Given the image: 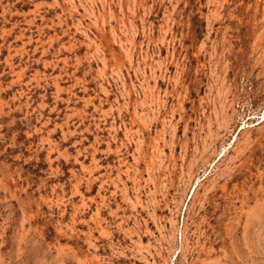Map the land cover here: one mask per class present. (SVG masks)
Listing matches in <instances>:
<instances>
[{
  "label": "rangeland",
  "instance_id": "374dc122",
  "mask_svg": "<svg viewBox=\"0 0 264 264\" xmlns=\"http://www.w3.org/2000/svg\"><path fill=\"white\" fill-rule=\"evenodd\" d=\"M0 264H264V0H0Z\"/></svg>",
  "mask_w": 264,
  "mask_h": 264
}]
</instances>
